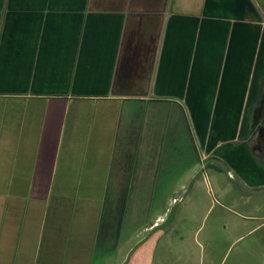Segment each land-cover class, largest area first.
Segmentation results:
<instances>
[{
  "label": "crops",
  "instance_id": "0c3cea01",
  "mask_svg": "<svg viewBox=\"0 0 264 264\" xmlns=\"http://www.w3.org/2000/svg\"><path fill=\"white\" fill-rule=\"evenodd\" d=\"M211 163L264 191L254 0H0V264H157Z\"/></svg>",
  "mask_w": 264,
  "mask_h": 264
},
{
  "label": "rangeland",
  "instance_id": "374dc122",
  "mask_svg": "<svg viewBox=\"0 0 264 264\" xmlns=\"http://www.w3.org/2000/svg\"><path fill=\"white\" fill-rule=\"evenodd\" d=\"M254 1L264 17V0ZM229 169L211 163L205 175L189 181L185 206L202 214L188 221L189 231L179 228L175 250H158L157 264H264V191L246 189Z\"/></svg>",
  "mask_w": 264,
  "mask_h": 264
}]
</instances>
